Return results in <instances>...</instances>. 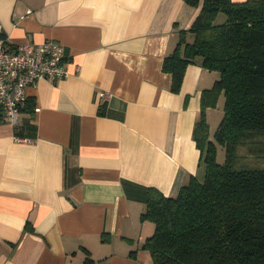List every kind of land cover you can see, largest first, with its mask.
I'll return each instance as SVG.
<instances>
[{
	"label": "crops",
	"instance_id": "obj_1",
	"mask_svg": "<svg viewBox=\"0 0 264 264\" xmlns=\"http://www.w3.org/2000/svg\"><path fill=\"white\" fill-rule=\"evenodd\" d=\"M198 12L184 0H0V34L56 39L69 72L28 86L15 125L0 110V264H153L147 187L175 196L204 175L192 133L218 72L190 63L174 92L162 70ZM223 102L205 110L209 137Z\"/></svg>",
	"mask_w": 264,
	"mask_h": 264
},
{
	"label": "trees",
	"instance_id": "obj_2",
	"mask_svg": "<svg viewBox=\"0 0 264 264\" xmlns=\"http://www.w3.org/2000/svg\"><path fill=\"white\" fill-rule=\"evenodd\" d=\"M184 1L199 12L162 70L174 92L190 63L218 72L202 90L192 133L204 175H191L175 196L147 187L141 219L154 230L142 248L153 264H264V0ZM220 94L223 113L209 137L205 110Z\"/></svg>",
	"mask_w": 264,
	"mask_h": 264
},
{
	"label": "built area",
	"instance_id": "obj_3",
	"mask_svg": "<svg viewBox=\"0 0 264 264\" xmlns=\"http://www.w3.org/2000/svg\"><path fill=\"white\" fill-rule=\"evenodd\" d=\"M67 62L65 46L56 39L11 45L0 34V110L4 119L16 124L27 99L26 88L40 79H64L69 73ZM99 96L109 95L100 91Z\"/></svg>",
	"mask_w": 264,
	"mask_h": 264
},
{
	"label": "rangeland",
	"instance_id": "obj_4",
	"mask_svg": "<svg viewBox=\"0 0 264 264\" xmlns=\"http://www.w3.org/2000/svg\"><path fill=\"white\" fill-rule=\"evenodd\" d=\"M221 15H222V17H225L224 14H221ZM215 128H216V127H215ZM215 128H214V129H215ZM216 157H217V161H218L219 163H222V162H223V160H224V149H223V147L220 146V145L217 146Z\"/></svg>",
	"mask_w": 264,
	"mask_h": 264
}]
</instances>
